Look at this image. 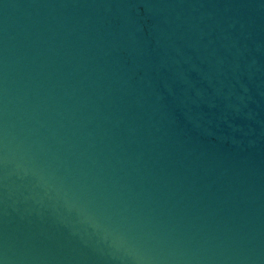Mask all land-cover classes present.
I'll return each instance as SVG.
<instances>
[{
  "label": "water",
  "instance_id": "water-1",
  "mask_svg": "<svg viewBox=\"0 0 264 264\" xmlns=\"http://www.w3.org/2000/svg\"><path fill=\"white\" fill-rule=\"evenodd\" d=\"M0 264H264V0H0Z\"/></svg>",
  "mask_w": 264,
  "mask_h": 264
}]
</instances>
